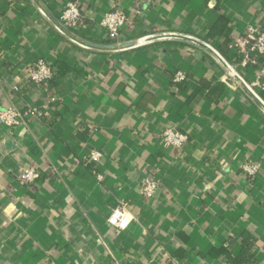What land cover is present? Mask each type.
Here are the masks:
<instances>
[{"label": "crops", "instance_id": "obj_1", "mask_svg": "<svg viewBox=\"0 0 264 264\" xmlns=\"http://www.w3.org/2000/svg\"><path fill=\"white\" fill-rule=\"evenodd\" d=\"M60 18L66 0H43ZM72 28L97 41L179 31L215 46L264 99V58L242 66L230 47L248 25L264 28V0H77ZM127 14L117 39L100 25ZM111 39V38H110ZM38 58L67 71L46 87L27 69ZM176 70L188 79L175 85ZM0 264H232L249 241L250 264H264V112L199 47L166 40L106 52L83 47L32 0H0ZM188 135L177 148L162 132ZM103 157L87 163L90 150ZM259 163L249 178L242 162ZM34 167L33 183L20 174ZM94 169L103 178L98 179ZM159 188L145 198L141 186ZM125 200L133 214L120 230L107 218Z\"/></svg>", "mask_w": 264, "mask_h": 264}, {"label": "built area", "instance_id": "obj_2", "mask_svg": "<svg viewBox=\"0 0 264 264\" xmlns=\"http://www.w3.org/2000/svg\"><path fill=\"white\" fill-rule=\"evenodd\" d=\"M84 18L82 7L77 0H66L60 19L69 27H78ZM127 14L119 8L107 11L102 19L100 25L104 27L107 34L117 39L120 35L121 29L126 25ZM230 47L235 52L238 58V63L242 66L257 64L261 58H264V28L254 25H248L240 34L235 36ZM57 70L53 62L46 58H38L28 66L27 77L30 82L46 87L50 81L56 76ZM188 76L183 70H176L172 76V81L175 85H182L186 82ZM250 85L254 88L259 85L256 80ZM28 113L39 114L41 111L38 108H28L24 111L18 110L14 107H8L0 110V121L9 126L17 125L25 120ZM162 137L167 144H171L177 148H181L187 141L188 135L182 130L168 126L162 132ZM103 157V152L99 149L90 150L85 161L87 163L96 164L100 162ZM241 170L249 177L253 178L259 171V163L253 161L242 162ZM98 179H102L101 173L94 169ZM37 170L30 166L25 168L20 174L21 181L25 183H33L38 178ZM159 188V181L155 177H147L144 179L141 192L145 198H152ZM133 219V214L125 200H120L110 211L107 218L108 223L120 230L126 229Z\"/></svg>", "mask_w": 264, "mask_h": 264}, {"label": "water", "instance_id": "obj_3", "mask_svg": "<svg viewBox=\"0 0 264 264\" xmlns=\"http://www.w3.org/2000/svg\"><path fill=\"white\" fill-rule=\"evenodd\" d=\"M42 14L59 30L63 35L73 42L93 50L118 52L140 47L145 44L175 40L183 41L193 44L204 52H207L226 72L231 78L246 92V94L255 102V104L264 112V99L253 88L248 81H246L236 70V68L228 61V59L212 44L190 33L179 31H166L150 33L127 40H117L111 42H97L91 40L71 27L67 26L60 18L54 15L46 6L43 0H32ZM158 191V190H157Z\"/></svg>", "mask_w": 264, "mask_h": 264}, {"label": "trees", "instance_id": "obj_4", "mask_svg": "<svg viewBox=\"0 0 264 264\" xmlns=\"http://www.w3.org/2000/svg\"><path fill=\"white\" fill-rule=\"evenodd\" d=\"M110 38H108L107 40H112V38L111 39ZM54 64H55L56 70H57L56 76L64 74L67 71V65H65L63 62L54 63ZM249 245L250 244H249L248 239L246 237H244V243L242 246V253L238 257H232V256L230 257L232 264H250V258L248 257Z\"/></svg>", "mask_w": 264, "mask_h": 264}]
</instances>
